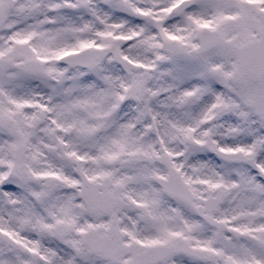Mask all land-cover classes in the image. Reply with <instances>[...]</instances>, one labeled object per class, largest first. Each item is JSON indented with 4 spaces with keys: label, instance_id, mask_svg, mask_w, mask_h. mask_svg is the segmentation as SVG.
Here are the masks:
<instances>
[{
    "label": "snow or ice",
    "instance_id": "1",
    "mask_svg": "<svg viewBox=\"0 0 264 264\" xmlns=\"http://www.w3.org/2000/svg\"><path fill=\"white\" fill-rule=\"evenodd\" d=\"M0 264H264V0H0Z\"/></svg>",
    "mask_w": 264,
    "mask_h": 264
}]
</instances>
